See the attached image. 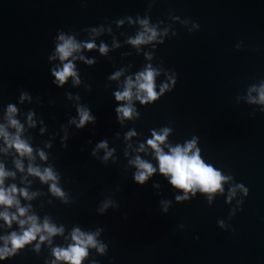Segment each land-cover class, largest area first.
Instances as JSON below:
<instances>
[{
  "label": "water",
  "instance_id": "obj_1",
  "mask_svg": "<svg viewBox=\"0 0 264 264\" xmlns=\"http://www.w3.org/2000/svg\"><path fill=\"white\" fill-rule=\"evenodd\" d=\"M61 36L80 45L65 61ZM68 62L76 76L61 85L53 70ZM149 67L158 98L141 103L133 87L130 103L117 101ZM261 88L264 0H0V127L32 149L21 157L0 136V164L15 174L3 186L30 197L15 194L23 216L0 205L18 218H0V249L31 227V216L62 229L41 231L0 264H70L54 250L75 243L76 229L96 241L82 264H264ZM122 106L133 109L130 118L117 113ZM80 109L93 118L83 127ZM165 129V154L195 141L205 164L227 178L222 190L193 195L171 184L148 145ZM137 158L156 169L143 184ZM30 166L56 179L42 181Z\"/></svg>",
  "mask_w": 264,
  "mask_h": 264
},
{
  "label": "clouds",
  "instance_id": "obj_2",
  "mask_svg": "<svg viewBox=\"0 0 264 264\" xmlns=\"http://www.w3.org/2000/svg\"><path fill=\"white\" fill-rule=\"evenodd\" d=\"M146 23V22H144ZM155 32L151 36L145 37L143 34L138 36L135 40L130 41L131 43L138 45L145 43L148 40L155 38ZM61 40H64V37H60ZM80 45L76 44L73 40L68 39L64 40V43L58 45L57 51L60 55L61 61L67 60L72 56L73 52L78 50ZM88 49L95 47L94 44L88 43L85 45ZM101 52H106V47L102 46L100 49ZM53 75L56 77V80L59 81L61 85L66 82L67 78L70 76H76L74 71V65L71 62L65 63L63 68L59 71L53 70ZM120 73H117L113 79L117 78ZM157 73L149 67L146 71L141 72L136 78V84L134 85L132 80L129 79L127 86L123 92H116L115 98L117 101L128 100L129 103L133 98L132 88L137 87L138 91L136 93V98L141 101V103H147L149 101H155L158 98V94L155 91V76ZM55 83V81H54ZM168 86L165 85L161 89V92L164 91ZM144 93V95H141ZM259 102L264 103V88L260 89L259 93ZM16 109L12 106H9V121L11 125L17 128L18 132L22 131V126L19 122L12 118L13 113ZM80 122L77 125L78 127H83L86 122L93 119L87 110L80 109ZM117 113L122 114V117L130 118L133 112V109L130 106H122L117 108ZM168 129L164 130L163 135H158L153 132V139L148 140V145H150L156 152V156L160 163V172L166 176L170 177V182L176 188H180L185 191V193L192 191L195 195V190L199 189L205 193H214L218 190H222V181L227 179L223 177L219 171H217L213 166L205 164V162L200 157V150L196 148V142L192 141L186 145V147H175L171 149V154H165L163 149L160 147L162 143L167 139ZM0 136H3L6 143L9 147H15L19 152L20 156L25 155L31 158L32 149L31 147L23 140L20 139L19 135L15 137H10L7 131L0 127ZM100 147H106V144H101ZM195 149V151H193ZM143 150V146H141ZM41 157L44 158V153H40ZM111 155V153H109ZM137 167L140 169L135 175V180L140 184H143L149 176H151L156 169L150 163H147L140 158H137L135 161ZM16 166L23 171V165L18 160ZM28 171L36 176H39L42 181L47 182L48 180H55L51 169H45L42 173L39 168L29 167ZM9 175L14 176V173L6 172L4 166L0 164V205L4 206H13L18 207L19 214L21 216L26 214V209L19 207V201L15 198V194L18 192L24 195L26 198H30L26 190H18L15 185L10 189L4 188V179ZM52 191L57 195H63L61 190L52 185ZM187 198L177 197V200ZM0 218H3L9 225H11L13 220L18 218L14 215H9L8 212L0 213ZM28 221L31 222V227L23 232L22 235H17L16 232H13L10 237L5 238V247L0 249V260L5 259L7 256L12 255L16 249L23 247L26 243L31 242L36 239V235L41 231H47L49 235H55L58 232H61L62 229H57L52 225H49L47 221L44 223L43 228L37 223L36 217H28ZM21 227L24 226L26 221H18ZM73 240L75 243L70 245L67 249H55L54 255L57 259L68 261L70 264H82V260L87 256V246L91 245L96 246V241L92 235H84L76 229L73 233ZM41 240H44L45 237L41 236ZM11 243L12 248L7 247L8 243ZM103 251V248H101Z\"/></svg>",
  "mask_w": 264,
  "mask_h": 264
}]
</instances>
